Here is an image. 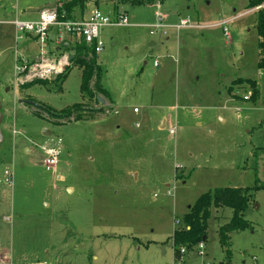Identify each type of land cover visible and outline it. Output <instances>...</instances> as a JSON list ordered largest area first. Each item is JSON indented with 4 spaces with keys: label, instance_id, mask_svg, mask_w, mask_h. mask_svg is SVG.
Segmentation results:
<instances>
[{
    "label": "rangeland",
    "instance_id": "rangeland-1",
    "mask_svg": "<svg viewBox=\"0 0 264 264\" xmlns=\"http://www.w3.org/2000/svg\"><path fill=\"white\" fill-rule=\"evenodd\" d=\"M55 1L61 9L62 0H0V264H227L220 230L232 209L213 207L205 249L180 261L176 221L209 191L256 187L244 216L250 228L229 234L230 261L264 264V70L249 0H85L86 17L126 12L132 24L101 31L104 76L90 85L98 102L82 94L75 63L65 81L16 82L15 53L24 50L12 23ZM157 13L167 36L151 34ZM182 19L199 28L178 33ZM237 79L257 82V102ZM164 118L175 136L159 127ZM51 142L61 151L52 172L42 150Z\"/></svg>",
    "mask_w": 264,
    "mask_h": 264
},
{
    "label": "built area",
    "instance_id": "built-area-1",
    "mask_svg": "<svg viewBox=\"0 0 264 264\" xmlns=\"http://www.w3.org/2000/svg\"><path fill=\"white\" fill-rule=\"evenodd\" d=\"M262 9H264V4L251 9L250 13L259 12ZM156 16L157 23L150 27L152 29L151 34L162 32L164 36H167V30L171 28L164 24L165 17L159 13ZM12 25L16 30V42L19 40L23 42L29 37L33 38L40 47L39 56L34 61L27 60L16 50L15 79L19 86L30 82H51L56 80L64 75L74 64L71 58L75 57V49L78 46L84 44L89 49H93L95 55H99L104 49L103 42L100 39L103 29L132 26L131 19L127 13H119L112 17L101 11H95L86 20H76L67 19L66 13L62 12L58 7L41 11L37 20L22 21L16 19ZM226 25L227 23H224L220 26L224 27L225 36L230 38ZM172 28L179 33L183 29H196L199 27L193 25L188 19H182ZM51 34L55 35L53 40L50 37ZM51 45L54 47L53 49L50 48ZM244 99L249 100V97ZM139 112L138 108L134 109V113L138 114ZM168 130L170 135H176V126H171ZM42 150L46 155L44 164L47 171H54L61 154L59 145L51 142L43 146ZM5 176L6 181L10 183L13 176L9 172H6ZM168 194L170 196L171 192ZM176 225L180 227L181 221L177 220ZM198 249L203 251L205 249L204 244H200ZM181 252L184 254L186 251L183 249ZM1 264L9 263L3 262Z\"/></svg>",
    "mask_w": 264,
    "mask_h": 264
},
{
    "label": "trees",
    "instance_id": "trees-1",
    "mask_svg": "<svg viewBox=\"0 0 264 264\" xmlns=\"http://www.w3.org/2000/svg\"><path fill=\"white\" fill-rule=\"evenodd\" d=\"M153 1L154 0H119V3L135 6L152 3ZM263 4L264 0H249V9H254ZM59 6H61V11L66 13L67 19H74L76 11H80L82 14L84 13L86 2L85 0H62L59 3ZM256 25L260 37L259 50L261 54L257 66L259 70H264V9L257 12ZM75 52L76 54L73 63L78 65L82 70L81 92L89 100L98 102L90 89V85L94 79L101 80L103 78V72L96 62L91 63L84 56L86 53H92V55L95 56L93 49L91 50L83 44L78 46L75 49ZM68 71L64 75L58 77L55 81H65ZM243 84L251 86L253 90L252 102H257L260 97V90L257 82L250 79H237L233 82V85L241 86ZM97 86H99V83ZM231 88L229 89V92H232ZM100 91L105 92L99 86L98 92ZM84 105L85 103L76 104L71 109H66L64 112L65 117L71 116L75 111L80 112L82 108H84ZM259 189L263 188H220L209 191L198 198L196 203L189 208L188 213L183 217L181 221L182 227L175 230L171 238L175 260H182L184 254L181 251L183 249H185V251H190L207 241L208 222L211 218V209L213 207H225L233 210V217L228 224L221 228L220 241L228 253L229 260L227 264H231L229 234L238 231H245L250 228V225L245 220L244 216L252 198L250 195L251 191Z\"/></svg>",
    "mask_w": 264,
    "mask_h": 264
},
{
    "label": "crops",
    "instance_id": "crops-1",
    "mask_svg": "<svg viewBox=\"0 0 264 264\" xmlns=\"http://www.w3.org/2000/svg\"><path fill=\"white\" fill-rule=\"evenodd\" d=\"M53 3H57V1H55V2H50V3H48V4H46V6L47 5H51V4H53ZM43 7H45V6H43ZM42 8V7H41ZM34 9H37V8H34V7H29V10H28V13H27V15H29V16H35V17H37L36 19H34V20H37L38 19V17H39V13H34V12H31V10H34ZM40 9V8H39ZM126 13V12H125ZM117 14H119V12H112V13H109V15L110 16H116ZM91 16V14L88 16V17H86L85 16V14H82L81 13V15L79 14L78 15V18H74V19H76V20H86V19H88L89 17ZM17 19H19V18H17ZM20 20V19H19ZM31 21H33V20H31ZM218 26H220V25H218ZM112 28H115V27H112ZM160 34H162L163 35V33L162 32H160ZM164 36V35H163ZM169 38L167 37V40H168ZM21 47L23 48V50H24V53L22 54L23 55V57H25L27 60H30V61H34L35 59H37V57L39 56V53H40V47L38 46V44H37V42L33 39V38H26L24 41H23V43L21 44ZM51 49H53L54 47L51 45V47H50ZM98 56L99 55H96V64L98 65V66H100L99 64H98ZM103 76H104V74H103ZM236 81V80H235ZM234 82V81H233ZM18 93H19V91H17ZM17 93V94H18ZM228 93H229V95H230V92H229V90H228ZM231 96V95H230ZM99 103L101 104V105H103V106H105L106 105V100L104 101L103 99H99ZM113 103V102H112ZM115 106V105H114ZM135 109V108H134ZM136 114V113H135ZM163 125L166 127V129H168V121L167 120H165V118L160 122V124H159V127L160 128H162L163 127ZM170 126H172V125H170ZM169 126V127H170ZM177 173V172H176ZM133 176H134V178H135V180H139V174L138 173H133L132 174ZM135 175L137 176V177H135ZM167 187H169V185H166ZM190 208V207H189ZM178 229V228H177ZM177 229H175V230H177ZM174 230V231H175Z\"/></svg>",
    "mask_w": 264,
    "mask_h": 264
},
{
    "label": "water",
    "instance_id": "water-1",
    "mask_svg": "<svg viewBox=\"0 0 264 264\" xmlns=\"http://www.w3.org/2000/svg\"><path fill=\"white\" fill-rule=\"evenodd\" d=\"M57 6V3H53L51 5H47L45 7H42L40 9H34V10H31V12H34V13H39L43 10H49V9H53ZM71 60H74V57L71 58ZM20 104H24V105H28V106H31L33 108H36V109H42L39 105H36L35 103L33 102H29V101H24V100H20L19 101ZM3 114H2V104L0 102V143H3L4 141V137H3V133H2V129H1V126H2V123H3ZM48 134V133H47ZM50 135V134H48Z\"/></svg>",
    "mask_w": 264,
    "mask_h": 264
}]
</instances>
